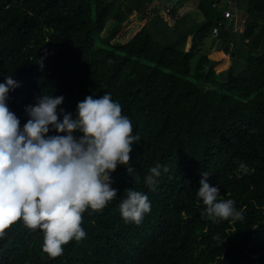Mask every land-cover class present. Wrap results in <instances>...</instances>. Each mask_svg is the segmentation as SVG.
<instances>
[{
	"label": "trees",
	"instance_id": "16d2710c",
	"mask_svg": "<svg viewBox=\"0 0 264 264\" xmlns=\"http://www.w3.org/2000/svg\"><path fill=\"white\" fill-rule=\"evenodd\" d=\"M150 1L0 0V83L12 76L19 85L6 103L21 130L25 108L41 95L64 97L62 120L61 108L75 118L87 96L110 93L139 136L129 163L111 174L117 197L83 213V239L53 259L42 231L18 221L0 238V264H264V0L231 1L245 15L242 31L234 39L220 30L210 55L203 48L223 10L212 4L221 0H198L201 22L188 25L170 9V29L155 16L127 42H114ZM225 59L233 65L223 71ZM48 135H57L51 126ZM156 165L153 190L144 178ZM205 172L218 201L232 199L242 220L203 215L197 192ZM128 189L149 198L139 224L120 213Z\"/></svg>",
	"mask_w": 264,
	"mask_h": 264
},
{
	"label": "clouds",
	"instance_id": "9594fccd",
	"mask_svg": "<svg viewBox=\"0 0 264 264\" xmlns=\"http://www.w3.org/2000/svg\"><path fill=\"white\" fill-rule=\"evenodd\" d=\"M18 86L12 76L0 83V238L22 221L29 230L42 231V250L55 259L64 245L85 237L83 213L102 211L117 197L111 174L129 163L139 136L132 134V122L110 93L98 99L87 96L78 103L75 118L61 108L62 120L57 110L64 97L41 95L25 108L29 119L21 130L6 103L9 91ZM50 126L57 135H48ZM77 132L82 135L75 136ZM159 169L156 165L145 176L149 188L156 184ZM208 176L202 174L197 192L206 206L203 215L213 222L242 220L243 211L235 209L232 199L218 201L220 189L207 183ZM150 210L148 196L133 189L120 204L126 222L139 224Z\"/></svg>",
	"mask_w": 264,
	"mask_h": 264
},
{
	"label": "crops",
	"instance_id": "0c3cea01",
	"mask_svg": "<svg viewBox=\"0 0 264 264\" xmlns=\"http://www.w3.org/2000/svg\"><path fill=\"white\" fill-rule=\"evenodd\" d=\"M229 1L231 3V1L233 0ZM170 3L171 9L174 10L175 16L177 18L184 16L186 17V19H188V21H186V24L189 25L190 21L198 23L203 20L202 15L196 9L198 0H183L181 2H178L177 0H170ZM230 3L227 5L226 0H222V2L220 1L218 10L222 8L223 10L228 9L231 13L232 17L230 20H225V28L223 30L226 31L225 35L230 32L233 34L234 39H236L242 31L245 15L241 10L233 9V6L230 5ZM163 7L164 4L162 3V0H151L150 3L147 5L143 16H139L136 12H133V14L130 15L127 20L123 23V28L121 30V38H123L124 40L121 43H125L130 40L141 27H143L148 22H151V20H153L155 16L160 17L161 21L165 22L167 27H169L170 29L171 26L174 24L176 17L171 18L168 16V13L165 14L162 10ZM158 26L163 28L164 25L159 24ZM211 39L212 41H214V44L218 46L219 41L213 37H211ZM190 40L191 37H189V42L188 44H186V49L190 47Z\"/></svg>",
	"mask_w": 264,
	"mask_h": 264
},
{
	"label": "rangeland",
	"instance_id": "374dc122",
	"mask_svg": "<svg viewBox=\"0 0 264 264\" xmlns=\"http://www.w3.org/2000/svg\"><path fill=\"white\" fill-rule=\"evenodd\" d=\"M112 25H113V22H112V21H109V22L106 24V27H105L104 31L102 32V34H101L102 37H105V36L108 35V33H109V31H110ZM121 37H122V32L116 36L114 42H123L124 39L121 38ZM188 42H189V38L186 39V44H188ZM186 44H185V47H186ZM217 48H218V46H216V45L214 44V41H212V39H211V37H210V38H208V39L206 40L205 46H204V48H203V54H207V53H208V55L213 54L214 52L217 51V50H216ZM231 55H232V54H231ZM229 61H230V63H231V60H229ZM229 61H228L227 59H225V64H224V66L222 67L221 70L224 71V70L228 67V65H229ZM231 64L233 65V63H231ZM192 67H193V64H192ZM240 67H241V63H240L239 60H237V61H236L235 71H236V70H239ZM226 78H227V77H226Z\"/></svg>",
	"mask_w": 264,
	"mask_h": 264
},
{
	"label": "built area",
	"instance_id": "2783aa9c",
	"mask_svg": "<svg viewBox=\"0 0 264 264\" xmlns=\"http://www.w3.org/2000/svg\"><path fill=\"white\" fill-rule=\"evenodd\" d=\"M222 2V0H221ZM162 3L164 4V7L162 8L163 12L165 14L169 13L171 9V3L170 0H162ZM230 3L229 0H226V4L228 5ZM212 7L214 9L219 8V3L215 2L212 4ZM232 17L231 13L229 12L228 9L222 10L220 20L216 21V25L213 26L212 32H211V37L216 38L220 30L225 28V20H230Z\"/></svg>",
	"mask_w": 264,
	"mask_h": 264
},
{
	"label": "water",
	"instance_id": "95a60500",
	"mask_svg": "<svg viewBox=\"0 0 264 264\" xmlns=\"http://www.w3.org/2000/svg\"><path fill=\"white\" fill-rule=\"evenodd\" d=\"M225 33H226V31L223 30V35H225ZM231 56H232V55H231ZM233 79H234V78H233V76H232V69H229V70H228V73H227V80H228V82H232Z\"/></svg>",
	"mask_w": 264,
	"mask_h": 264
}]
</instances>
